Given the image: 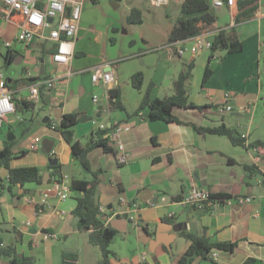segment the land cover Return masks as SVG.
I'll return each mask as SVG.
<instances>
[{"label":"crops","instance_id":"obj_1","mask_svg":"<svg viewBox=\"0 0 264 264\" xmlns=\"http://www.w3.org/2000/svg\"><path fill=\"white\" fill-rule=\"evenodd\" d=\"M125 1L139 2L99 0L96 5L100 6L95 11L102 9L103 13L89 17L87 13L92 6L82 0L74 56L69 64L53 63L50 54L55 44L35 39L17 51L15 64L22 66L21 73L3 74L13 95L24 99L35 80L59 77L60 81L53 88L40 89L30 118L26 117V112L13 113L2 123L0 134L11 131L15 136L12 150L16 155L9 166H37L41 169L42 181L34 186L28 183L16 186L12 192H1L0 231H12L10 244L18 255L32 257L34 263L36 257L32 251L41 245L47 250L49 264L52 262L49 247L56 240H44L43 232L60 234L65 241L78 236L83 243H90L87 232L76 228L77 219L72 214L76 197L81 195L69 189L71 179H81L74 176L79 169L78 162L60 133L49 124L59 123L61 117H56L59 112L61 116L74 113L79 117L73 137L85 146L89 145L97 124L121 126L118 135L121 150L112 144L115 153L104 151L100 146L88 153L91 167L100 170L95 197L98 206L103 207V212H99L101 219L118 231L110 244L115 254L111 264H136L142 254H145L144 264H179L180 256L190 243L181 235L183 231L206 235L212 241L236 243L232 250L213 248L210 253L215 255L209 253L208 259L195 257L192 264H243L249 259L250 264H264V147L234 145L225 135H202L195 129V126L214 127L224 123L244 136L246 144L264 141V5L258 6L250 19L236 22V0H223L221 7L211 4L216 20L202 30L232 31L241 42L242 50L227 53L222 48L220 56L210 64L211 75L203 82L209 51L190 52L187 57H184L185 52L178 54L176 50L181 45L189 46L192 40L168 42L175 22L150 25L144 38L147 46L142 52L136 51L137 39L119 37L123 33L117 30L122 23L110 10L109 3L119 8L120 2ZM144 2H147L144 8L148 14L158 15L159 11H164L167 22L179 15L181 0H170L159 7L150 5L149 0ZM102 7L107 8V13ZM126 7L142 11L139 4ZM2 14L0 1V67L7 50L4 42L18 35L20 22L19 15L7 21ZM189 63L194 64L189 100L201 109L173 107L176 122L150 120L146 109L132 117L123 111L106 110L107 91L115 85L120 86L121 100L128 113L137 109L143 92L151 83L154 84L152 98L171 95L174 80ZM99 66L111 72V82H92L91 70ZM138 71L144 75L141 90L134 89L130 83V76ZM66 72L70 75L66 76ZM163 87L168 93L161 96ZM93 95L99 97L100 104L93 103ZM227 105L231 110H225ZM97 109H101L102 114L98 115ZM13 124L18 125L13 128ZM39 141L40 152L36 147L31 148ZM43 142L46 148L50 147L49 155L41 148ZM3 144L0 141V149ZM20 151L25 154L19 155ZM121 152L126 155V162L118 161ZM50 158L57 160L56 169H49ZM229 158L233 163L228 162ZM244 164L255 166L259 173L248 175L242 168ZM55 170L61 174L59 182L63 176L69 179L61 186L67 189L65 199H60L54 188L58 182L52 176ZM7 175L8 170L0 168V176L6 178ZM194 186L213 194L251 196L252 200L219 204L212 210L205 204H184L182 199ZM1 239L2 244H8ZM100 257L95 258V264ZM78 261L77 252H66L63 258L64 264H78ZM0 264L14 263L0 257Z\"/></svg>","mask_w":264,"mask_h":264},{"label":"trees","instance_id":"obj_2","mask_svg":"<svg viewBox=\"0 0 264 264\" xmlns=\"http://www.w3.org/2000/svg\"><path fill=\"white\" fill-rule=\"evenodd\" d=\"M226 1V0H224ZM259 0H236L234 19L236 22L250 19L254 12L257 10ZM216 17L211 11V0H181L179 15L171 27L167 40L169 43L183 42L203 30V26L211 25L215 22ZM127 21L133 24L142 23V12L138 8H131L127 16ZM222 46L226 49L227 53L239 52L242 50V44L237 39L232 31L225 32L219 30L214 34L212 39V47L209 51L208 63L206 65L203 82L211 75L210 64L212 60L218 58L215 56V51ZM17 51L7 49L3 55V64L12 63L18 55ZM194 64H186L185 67L179 72L177 78L173 83V93L171 95L159 98L151 97V90L153 83L149 84L143 92V96L136 110L128 113L121 100V89L119 85H115L107 91L106 110L108 112L123 111L128 117L137 115L141 110H147V116L150 120H164L167 122H176L178 119L173 115V107H195L201 109V106L194 105L189 100V82L192 76ZM28 82L27 79H22ZM7 81L5 79L6 85ZM130 83L136 90H141L144 84V75L138 71L130 76ZM15 113L20 114L25 110H33L35 102L24 99L16 98L13 96ZM101 109H97V114H102ZM78 115L74 113H65L61 116L59 123L54 126L60 133L63 140L69 145L71 155L75 161L87 172L91 174L90 179H71L69 189L78 191L81 195L76 197V204L72 209V214L77 218L76 228L81 231H86L88 240L91 244L98 246L101 257L97 264H111V258L115 255L110 248L113 237L117 234V229L110 225H105L101 219L98 203L96 201V188L98 185V174L100 170H94L91 167V162L88 158L89 151L96 146H100L104 151L115 153L112 142L108 136L117 127L115 124L105 125L103 129L96 128L93 130L90 138L89 145L86 147L83 143L74 139V126L78 122ZM50 126L52 123H49ZM195 129L198 133L205 135L219 134L225 135L234 145H244L247 148L264 147V141L256 140L249 144L245 143V139L237 132L236 129L226 126L221 123L214 127H197ZM3 147L0 149V168H6L8 175L6 178L0 176V194L2 191H11L19 185L34 182L40 183L42 181L41 169L37 166H23V167H10V160L16 155L12 150V145L15 140L3 141ZM25 151H20L19 155H24ZM49 155V153H48ZM231 164L232 159H228ZM245 172L250 174L259 173L257 168L253 165H242ZM52 176L58 181L61 174L58 170L53 171ZM15 194V192H13ZM217 197H224L225 194H216ZM187 240L190 241L185 252L180 256L179 264H192L195 257L208 259V255L213 248L232 250L236 243L227 241H212L206 235H196L189 231L181 232ZM0 238V244H2ZM0 257H6L14 264H33L34 259L29 256H21L16 252L12 244L0 245ZM251 260H246L243 264H250Z\"/></svg>","mask_w":264,"mask_h":264},{"label":"built area","instance_id":"obj_3","mask_svg":"<svg viewBox=\"0 0 264 264\" xmlns=\"http://www.w3.org/2000/svg\"><path fill=\"white\" fill-rule=\"evenodd\" d=\"M3 6V20L10 21L15 15L20 16L18 23L19 33L10 41H5L6 49L12 51H20L26 48L35 39L46 40L55 44L54 50L50 54V59L53 63L58 65L69 64L71 58L74 56V40L79 27V21L82 10V0H0ZM170 0H149L150 5L159 7L167 5ZM214 7H221L224 4L223 0H211ZM264 5V0H259V5ZM51 18V21L48 19ZM215 33L202 31L201 33L191 37L192 40L189 46L181 45L176 52L178 54L184 53L186 50L193 54H199L203 51H210L212 47V39ZM27 76H30L29 70L26 71ZM65 75H70L66 72ZM91 80L94 84L99 81L109 83L112 81L110 71L103 69V66L93 67L91 70ZM60 81L59 77H52L47 79H37L29 85V93L26 99L37 101L41 88H53ZM13 91H11L5 82V77L0 72V129L2 123L7 115L15 113L13 102ZM92 101L95 105L100 104V99L97 95L92 96ZM225 110H231V106L227 105ZM95 124V120H93ZM56 124L52 123L51 127ZM105 123L97 124V128L103 129ZM121 126H118L112 131L108 138L112 144H115L117 149L121 150L122 145L118 140ZM244 137V136H242ZM37 143H33L31 148H35ZM119 162H126L127 158L124 153L118 155ZM69 182L66 176H63L61 181L55 182L54 188L57 196L60 199H65L66 188L61 186ZM251 196H231L217 197L216 194L200 188L191 187L188 189L186 196L182 199L184 204H205L211 210L219 204L231 205L233 203L242 204L251 202ZM99 212H103V207L98 206ZM42 238L44 240H57L58 235L52 232H43ZM2 245V244H0ZM212 255L215 253L211 252ZM210 253V254H211ZM145 254L140 256L136 264H144Z\"/></svg>","mask_w":264,"mask_h":264},{"label":"rangeland","instance_id":"obj_4","mask_svg":"<svg viewBox=\"0 0 264 264\" xmlns=\"http://www.w3.org/2000/svg\"><path fill=\"white\" fill-rule=\"evenodd\" d=\"M85 0V5L88 3L91 4V9L87 13L89 17H98L103 13V10L100 9L95 11V8L100 5L98 4L99 0ZM102 1V0H100ZM108 1V0H107ZM139 2H120L121 6L119 8H113V6L109 3V8L112 12H115L119 17L122 25H119V28L117 32H122L123 34H119V37H124L130 39L131 37L134 39H137L136 41V51L142 52L145 51V47L147 44L144 43V38L147 35V29L149 28L150 25L155 24L156 22H160V24H165L167 23H174L176 20L177 16H174V18H170L168 22L164 19V11H159L158 15H150L147 13V11L144 8V3L147 4V2H144V0H138ZM134 4H139L142 7V23L140 24H131L127 21V16L129 14V9H127L126 5H134ZM143 5V6H142ZM105 9L107 13V8L102 7ZM154 9V8H151ZM166 38V36H165ZM166 39L164 40V44H166ZM1 49V48H0ZM160 49V48H159ZM189 51H185L184 57H187L189 55ZM0 58L1 55H0ZM2 61V59H1ZM174 67L171 68V70ZM0 70L5 76H11L13 72H17L18 74L21 73L22 71V66L15 64V63H9V64H1ZM166 87L162 88L161 91V96L166 95L168 92ZM32 110H25L23 113H25L26 117L30 118ZM11 118V117H10ZM18 124H13V128L17 127ZM21 134V133H20ZM6 140V133L0 134V141ZM36 148H38V152H40V141L36 144ZM89 158V157H88ZM78 171L74 173V176H79L81 178H91V174L87 171H85L80 164L78 163ZM28 184H32V186L36 185L34 182H29ZM9 199V195H8ZM7 227H4L6 229ZM58 235V239L52 243H50V249H49V254L51 256V264H64L63 258L64 255H66V252L69 253H78L79 254V261L78 264H95V258L100 257V250L98 246L93 245L91 243H83V241L78 237V236H73L71 238H68L66 241L65 239L60 235ZM0 236L3 238V240L10 244L13 241V233L12 231H6V230H1L0 231ZM33 254L36 257V262L34 264H49L50 260L48 258V253L47 250H44V246L41 245L37 249L32 251Z\"/></svg>","mask_w":264,"mask_h":264},{"label":"water","instance_id":"obj_5","mask_svg":"<svg viewBox=\"0 0 264 264\" xmlns=\"http://www.w3.org/2000/svg\"><path fill=\"white\" fill-rule=\"evenodd\" d=\"M52 19L51 18H49L48 19V21H51ZM223 47L222 46H220L219 47V49L218 50H216L215 51V56L217 57V56H220V50L222 49ZM13 63H16V60L14 59L13 60ZM56 117L57 118H60L61 117V115H60V112L56 115ZM109 125H111V124H109ZM14 134L11 132V131H9L7 134H6V140L7 141H11V140H13L14 139ZM45 142H43L42 143V150L45 152V153H49V151H50V147L49 148H46L45 147ZM87 146V145H86ZM56 161L57 160H55L54 158H50V163H51V165H49V169H56L57 168V165H56ZM77 219V218H76ZM117 228V227H116ZM119 229V228H118Z\"/></svg>","mask_w":264,"mask_h":264}]
</instances>
